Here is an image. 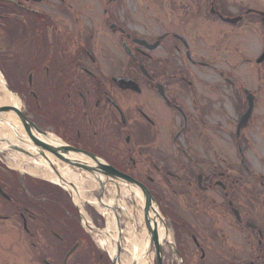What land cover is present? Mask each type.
Masks as SVG:
<instances>
[{
    "label": "flooded vegetation",
    "instance_id": "1",
    "mask_svg": "<svg viewBox=\"0 0 264 264\" xmlns=\"http://www.w3.org/2000/svg\"><path fill=\"white\" fill-rule=\"evenodd\" d=\"M149 1L141 8L156 19L135 20L134 0H0V74L22 114L71 160L130 180L143 221L138 244L120 182L91 176L81 210L67 190L0 162V204L13 209L0 220L21 228L27 264H157V247L163 264H264V174L250 157L261 163L251 130L262 127L264 50L240 76L204 57L238 55L230 36L244 26L264 34L261 2L229 17L214 0ZM208 22L226 28L216 46L202 37ZM44 163L64 181L52 157ZM145 206L163 233L152 244ZM42 234L61 244L40 248Z\"/></svg>",
    "mask_w": 264,
    "mask_h": 264
},
{
    "label": "rangeland",
    "instance_id": "2",
    "mask_svg": "<svg viewBox=\"0 0 264 264\" xmlns=\"http://www.w3.org/2000/svg\"><path fill=\"white\" fill-rule=\"evenodd\" d=\"M147 2H150L149 0H134V19H156L157 15L155 16V14H153L148 10V11H144L143 8H141V6L143 4H146ZM159 4H161L162 2L166 4V0H159L158 1ZM259 2V0H214V4H215V8L220 11L221 13L225 14L226 16L229 17H233L236 14H238L240 12V9L242 8H246L247 6H253L254 4L256 5ZM261 2V9L262 12H264V0H260ZM138 3V5H137ZM153 10V9H152ZM206 25V27H205ZM218 25H222L219 23H212V22H208L203 24V35L202 37H207L206 39L213 44L214 46L217 45V43H219L224 35V31H226V28H224L223 26H218ZM207 27H210L209 32L207 31ZM155 28V27H154ZM137 33L142 34V32L140 31V29H142L141 26H136L135 27ZM157 29V28H155ZM202 27H199V31L201 32ZM244 32L243 35L241 36H236V35H232L230 36V42L231 44H236L237 42H239V44H241V49L238 55L235 54H231L229 56H222V57H218L216 51L213 52V54L211 55L209 52L205 53L206 56L205 60H208L209 58L211 60H218L219 63V67L221 68H232L235 69V74L240 76L241 72L243 70L248 69L249 65L247 63H244V59H258V57L260 56V54H262L263 50H264V34L261 33H256V31H249V27L244 26L243 27ZM202 34V32H201ZM198 40H200L201 38L198 36ZM205 39V38H204ZM217 57V58H216ZM216 58V59H215ZM254 62V61H252ZM261 68V82L262 84H264V63L261 64L260 66ZM258 122L259 124L262 126L261 128H259V126H255L252 128V132H255L254 134L251 135V137L253 138V144L255 145V147H260L259 149H256V151L260 154L261 156V163H259L256 158L255 155L250 154L251 159L253 160V163L255 164L254 167V172L255 173H259L261 172L262 174H264V99L261 98L259 107H258ZM261 137V139L259 138ZM43 139V138H42ZM46 139V138H45ZM48 140H50L51 143H54L55 145H57V141L52 139V138H48ZM262 140V144H259ZM48 156V154H46ZM255 159H253V157ZM6 159L4 158V162L10 166H14L16 168H19V170H23L25 172H27L29 175L36 176L39 178H42L44 180H46L49 183H52L54 185L53 182H50L49 180H47L44 176V172L46 171H50L48 167H46L44 161L41 160H37V164H29L26 161H23L20 158H27L24 155H19L17 153H12L9 152L6 156ZM29 159V158H28ZM53 161H55L57 163L58 168L60 169H65L63 171H61L65 176L69 177L70 180H72V183L76 186L78 194H79V198L80 200H76V198L73 200L77 205L80 204L81 205V210H83V205H87L93 203V199L91 198L90 194L91 192L89 191H94L95 185L93 182V178L87 174H78L77 172H75L74 170H70L67 168V166L65 164H61L60 161L55 160L53 158ZM39 162H42L44 164L41 165ZM39 163V164H38ZM60 166H59V165ZM40 167V169H35L36 167ZM29 169H34L36 170L35 174L29 173ZM81 172V171H80ZM51 173H53L51 171ZM50 184V185H52ZM127 188L126 186H122L121 191L119 193L120 198H121V202L127 203V209L129 210V212L135 211V216L133 217V224L132 227L130 228L129 225V229L127 230L128 234L130 235L131 238L135 239L136 236L138 237V241L136 240V242H138V244L141 243V238L142 234H141V229L143 228V221H142V217L140 215L141 209L140 208H136L135 203L131 204L130 200V194L129 192H127ZM75 197V196H74ZM106 200V202H108V199H104ZM139 207V206H138ZM12 211L13 209L11 207H9L7 204L5 203H1L0 204V212L1 214L7 215V214H11L12 215ZM85 217H87V215H84ZM88 220L91 224L90 221V217L88 216ZM141 234V235H140ZM160 234H163L162 231H160ZM162 236V235H161ZM132 239V240H133ZM131 240V242H132ZM24 241V234L21 230L20 227L17 226V224H15V221H13V219H11V221H6L3 222L0 220V264H27L26 262L23 261L22 257H24V253H27L21 246V243H23ZM40 245V248H44L46 249L47 247H51V248H57L59 247V245L61 243H59L56 239H54L53 236L51 235H45L42 234L41 238H40V242L38 243ZM23 253V254H21ZM54 258H60V254H54ZM174 259V257L170 256V253L167 252L166 255V261L168 260H172ZM147 264V263H146Z\"/></svg>",
    "mask_w": 264,
    "mask_h": 264
},
{
    "label": "water",
    "instance_id": "3",
    "mask_svg": "<svg viewBox=\"0 0 264 264\" xmlns=\"http://www.w3.org/2000/svg\"><path fill=\"white\" fill-rule=\"evenodd\" d=\"M224 22L229 24H235L237 20H230L226 19ZM264 56L258 61H263ZM4 86V85H3ZM4 88L9 92L11 95L12 93L8 90L6 86ZM247 121V115L241 119L240 125H245ZM18 123V124H17ZM0 124L6 125L9 129H11L12 133L16 137V139L22 144L25 148L29 151H32L33 154L29 151L20 149L19 147L12 145L9 143L8 151L16 152L23 154L32 159H43L45 162L48 163V157L46 154L58 159L59 161L71 166L79 171L86 172L92 176H99L103 179V181L115 180L117 182L122 183L125 186L130 184V180H128L123 175L119 174L112 168L106 166L104 163L97 161L94 158H90L92 162L95 164V168L86 165L85 163L78 161V160H71L67 158L72 152V149L57 146L52 143H49L45 138L44 135L38 132L32 124H30L26 118L21 114L20 110L15 106H8V107H0ZM20 125V129H19ZM24 134V136H22ZM43 138V139H42ZM56 172V170H54ZM145 211V222L146 227L149 232V240L151 244L154 242H158V236L156 234V224L151 222L150 218L148 217V207H144ZM156 216V215H155ZM157 217V216H156ZM157 254V264H162L161 260V252L160 249L156 248Z\"/></svg>",
    "mask_w": 264,
    "mask_h": 264
},
{
    "label": "bare ground",
    "instance_id": "4",
    "mask_svg": "<svg viewBox=\"0 0 264 264\" xmlns=\"http://www.w3.org/2000/svg\"><path fill=\"white\" fill-rule=\"evenodd\" d=\"M0 81H1V80H0ZM7 105L18 106L17 99H16L15 97L11 96L10 94H8L7 92H5L4 89L2 88V86H1V82H0V107H1V106H7ZM5 138H13V135H12V133L9 132V130L6 128L5 125H1V124H0V139H5ZM13 142L18 143L16 140H14ZM0 148H2L3 151L6 149L4 146H1ZM20 159H22L23 161L28 162L29 164H33V163H34L33 161H31V160L28 159V158H23V157H22V158H20ZM38 164H39V163H38ZM42 164H43V163H41V165H42ZM41 165H40L39 167H36L35 169H36V170H37V169H40ZM17 169H19V168H17ZM36 170H34V169H29L28 171H29V173L35 174V173H36ZM44 176H45V178H46L47 180H50V181H52V182H56V183L62 182V181H58L57 176L55 177V176L53 175V173H51L50 171H46V172H44ZM65 179H66V180H70V178L67 177V176H65ZM64 181H65V180H64ZM65 182H66V181H65ZM160 235H162V234H160ZM131 247H134V248L137 249L138 245H136L135 241H133ZM140 258H141L140 255H138V256L136 257V259L140 260V261H139L140 264H142L143 261H141L142 259H140ZM138 264H139V263H138Z\"/></svg>",
    "mask_w": 264,
    "mask_h": 264
}]
</instances>
